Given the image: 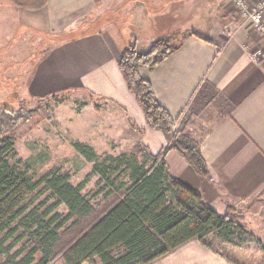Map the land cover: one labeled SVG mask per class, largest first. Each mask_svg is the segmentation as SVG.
<instances>
[{
  "label": "crops",
  "instance_id": "1",
  "mask_svg": "<svg viewBox=\"0 0 264 264\" xmlns=\"http://www.w3.org/2000/svg\"><path fill=\"white\" fill-rule=\"evenodd\" d=\"M213 1V6L204 1L205 22L197 27L191 26L195 20L189 23L180 49L154 68H140L139 74L152 83L158 101L176 126L186 128L182 135L199 147L208 165V175L202 177L172 149L163 155L171 180L198 193L205 206L220 214L230 206L244 213L251 208L250 217L262 226L264 65L254 63L245 49L259 36ZM183 3L190 9L188 0H48L43 8L30 10L0 0V33L13 31L16 55L25 48H39L44 38L56 37L30 70L28 93L44 97L85 91L90 95L86 108L95 111L98 100L108 106L105 124H88L101 135L99 142L121 145L130 138L135 141L132 148L141 143L151 155L162 157L169 140L163 131L148 126L118 61L126 47L134 42L138 46L132 25L152 30L154 40L178 32L168 16L182 13ZM111 8L123 18L121 26L111 21L98 27L96 21L86 23L90 16L99 17ZM25 39L31 47L23 45ZM92 147L98 146L94 142ZM152 264L232 263L194 238Z\"/></svg>",
  "mask_w": 264,
  "mask_h": 264
},
{
  "label": "trees",
  "instance_id": "2",
  "mask_svg": "<svg viewBox=\"0 0 264 264\" xmlns=\"http://www.w3.org/2000/svg\"><path fill=\"white\" fill-rule=\"evenodd\" d=\"M30 10L43 8L48 0H10ZM176 34L158 38L147 51L131 44L122 52L119 67L142 107L150 128L169 140L162 157L149 154L141 161L124 153L100 170L93 147H75L95 161L106 186L100 202L74 186L68 174L49 171L41 176L12 164L16 140L11 132L24 121L22 111H0V264H152L185 242L197 238L232 264L231 250L218 251L217 243L241 249L258 239L244 224V214L228 207L225 214L208 208L192 189L171 180L163 155L177 150L202 177L208 165L199 147L182 136L176 121L156 98L152 83L140 76L142 67L154 68L182 46ZM211 41L209 38H204ZM141 131V130H140ZM105 161V162H106ZM109 170V172H107ZM115 173H118L116 176ZM65 205L67 213L58 209Z\"/></svg>",
  "mask_w": 264,
  "mask_h": 264
},
{
  "label": "rangeland",
  "instance_id": "3",
  "mask_svg": "<svg viewBox=\"0 0 264 264\" xmlns=\"http://www.w3.org/2000/svg\"><path fill=\"white\" fill-rule=\"evenodd\" d=\"M181 1L185 2L186 0ZM204 1L206 3L208 1L212 6L216 4L213 0H188V4H191L190 9L183 3V5H180L182 13H179L177 17L168 16L169 22L172 21V24L175 25L174 27L178 26L179 29L178 32L175 31L165 37L176 34L177 38L173 43L177 44L181 41L183 35L188 33L186 32L187 27L199 26L207 17L206 8L204 9L203 7ZM217 1L224 12H231V16L234 17L236 23L254 30L251 23L237 16L236 11L234 12L235 7L233 4ZM192 4L194 5L192 6ZM113 12L111 8L103 15H98L99 17H97V12H95L96 16L92 18L90 16L89 19L92 20H88L86 23L91 25L92 21H96L95 23L98 27L111 21L112 24L117 22L121 26V23H123L121 21H124L123 18H119ZM95 17L98 19L96 20ZM193 20H195L194 24L189 26V23ZM131 29L138 40V50L147 51L155 43L156 40L152 38V30L140 28L139 26L133 27V25ZM199 29L203 31L204 28ZM12 34L13 31L11 32L9 29L0 33V41L2 43L0 46V111L4 110L5 107L16 111L20 110L25 119L11 132L16 140L15 150L8 157L12 164L23 170H28L29 173L36 176H41L52 170L68 174L70 182L74 186L84 185L83 193L92 202L96 203L101 201L103 193L100 190L106 186L107 181L102 179L99 171H95L96 162L89 161L75 147V143L80 142L91 147L94 142L97 144L98 147L93 148L99 157L100 170H106L105 166L111 164V161H106L108 156L117 158L124 153H135L141 161L149 159L148 166L152 164V160L149 158L150 153L143 148L141 143L136 144L132 148V144L135 143L134 139L130 140V138H127V141H125L126 145L98 141V138H102L101 135L95 134L94 129L88 124L93 121H103L105 124L107 122L108 106L106 104L105 106L100 105L102 103H99L98 100L95 111L90 107L86 108L87 104L85 102L89 101L90 103L89 93L82 90H68L44 97L28 93L26 82L30 70L48 45L53 46L56 43L57 38L53 35L50 39L44 38L39 48L36 47L29 50L25 48L23 53L16 55L15 51L17 48L11 43ZM66 35H69V33ZM259 40L254 38L249 43L254 47H263V43ZM29 41V39H25L23 45L31 47L32 45ZM93 117H96V120ZM175 129L181 135L183 130L186 133V128L181 125H175ZM103 140H106V138L104 137ZM115 175L117 176L118 173H115ZM58 211L65 215L67 208L65 205H61ZM251 212V208H248V211L245 210V213L243 212L245 217L244 224L248 230L262 241L263 246L261 247L253 242L241 249H232L229 245L219 242L216 245V249L218 251L231 250L232 256L242 264H264V225L261 226L255 223V218L252 219L250 217ZM55 264H60V262L57 261ZM96 264H99V260H97Z\"/></svg>",
  "mask_w": 264,
  "mask_h": 264
},
{
  "label": "built area",
  "instance_id": "4",
  "mask_svg": "<svg viewBox=\"0 0 264 264\" xmlns=\"http://www.w3.org/2000/svg\"><path fill=\"white\" fill-rule=\"evenodd\" d=\"M222 3H231L235 7L237 16L251 23L257 32L263 47L245 46L250 59L260 65H264V0H219Z\"/></svg>",
  "mask_w": 264,
  "mask_h": 264
}]
</instances>
